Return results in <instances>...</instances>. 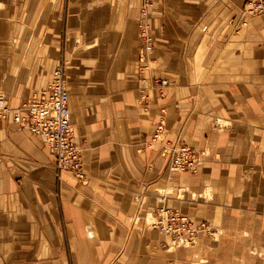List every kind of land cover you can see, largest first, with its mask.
<instances>
[{"label":"crops","instance_id":"crops-1","mask_svg":"<svg viewBox=\"0 0 264 264\" xmlns=\"http://www.w3.org/2000/svg\"><path fill=\"white\" fill-rule=\"evenodd\" d=\"M245 1L158 0L150 73L142 0H0V94L18 109L63 65L84 173L0 121V264H264V15ZM142 79L167 85L144 103ZM160 118L165 141L204 150L195 173L146 147ZM161 207L213 235L167 249L149 226Z\"/></svg>","mask_w":264,"mask_h":264},{"label":"built area","instance_id":"built-area-1","mask_svg":"<svg viewBox=\"0 0 264 264\" xmlns=\"http://www.w3.org/2000/svg\"><path fill=\"white\" fill-rule=\"evenodd\" d=\"M158 0H142L137 23L138 38L141 43L138 64L141 72L148 71L153 61V40L149 24L150 13L155 9ZM244 16L264 15V0H246L242 11ZM142 79L140 101L146 103V89L163 88L165 80ZM147 82V83H146ZM145 84V85H144ZM69 93L66 87L65 74L61 67L56 68L47 87L33 93L20 108L11 110L7 99L0 94V121L9 114L11 120L20 129L41 138L49 153L54 158L57 172H69L78 180L84 179L80 151L73 143V127L68 107ZM163 112V110H161ZM164 120L154 126L152 136L146 147L162 144V155L167 158V170L170 173H195L205 160L204 150L192 148L181 139L165 141ZM153 228L166 236L176 247L187 248L196 243L199 234L213 235V231L204 223L194 221L176 210L161 208L155 215Z\"/></svg>","mask_w":264,"mask_h":264},{"label":"rangeland","instance_id":"rangeland-1","mask_svg":"<svg viewBox=\"0 0 264 264\" xmlns=\"http://www.w3.org/2000/svg\"><path fill=\"white\" fill-rule=\"evenodd\" d=\"M76 47H78V46H76ZM152 53H153V51H152ZM152 53L150 54V57L152 56ZM137 62H138V60H137ZM153 62L154 61H152L151 63H150V66L148 67V72L150 71V73L153 71ZM58 67H61L62 68V71L64 72V74H65V71H64V69H63V65L61 66V65H57L56 67H55V69L56 68H58ZM138 68H139V64H138ZM54 69V70H55ZM53 70V71H54ZM53 73V72H52ZM67 78H66V74H65V80H66ZM145 85V84H144ZM162 208V207H161ZM157 213V212H156ZM156 213L150 218V221H149V226H150V228L152 229V230H154V231H156L154 228H153V223H154V221H155V215H156ZM160 234V233H159ZM161 235V234H160ZM164 236V235H163ZM166 237V236H165ZM213 237H215V236H213ZM168 239V238H167ZM192 247V246H191ZM178 248H181V247H176V246H173L171 243H170V240H169V247H167V249H171V250H174V249H178ZM187 248H190V247H187ZM263 261H264V254H263Z\"/></svg>","mask_w":264,"mask_h":264}]
</instances>
